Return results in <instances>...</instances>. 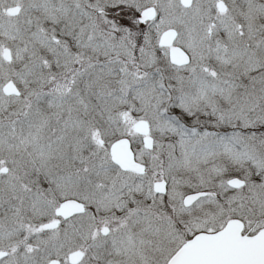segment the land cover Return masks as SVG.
<instances>
[{
    "label": "snow or ice",
    "instance_id": "1",
    "mask_svg": "<svg viewBox=\"0 0 264 264\" xmlns=\"http://www.w3.org/2000/svg\"><path fill=\"white\" fill-rule=\"evenodd\" d=\"M0 264H264V0H0Z\"/></svg>",
    "mask_w": 264,
    "mask_h": 264
}]
</instances>
